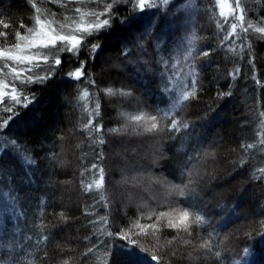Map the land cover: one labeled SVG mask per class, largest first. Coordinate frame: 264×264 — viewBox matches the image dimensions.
Returning <instances> with one entry per match:
<instances>
[{
  "label": "snow or ice",
  "instance_id": "snow-or-ice-1",
  "mask_svg": "<svg viewBox=\"0 0 264 264\" xmlns=\"http://www.w3.org/2000/svg\"><path fill=\"white\" fill-rule=\"evenodd\" d=\"M28 2L35 13L31 17L33 23L28 26L21 22L19 27L24 31L16 30L14 42L8 40L7 30L12 27L11 23L0 18V27L4 29L0 31L2 38L0 39V106L3 107L4 112L10 114L0 123V130L6 128L13 117L18 115L15 111L17 105L27 108L35 99L34 95L31 99L29 95H25V89L36 84L46 86L55 78L62 66L63 54H70L78 64L66 73L67 77L95 87L93 74L86 75L88 59H95L98 51L102 49L103 38L111 35L118 21L122 33H126L128 37H133L135 34L132 46L129 47L125 43L121 55L134 66L136 73H140L143 68L144 71L159 77L158 88L166 99V106H157L154 114L141 107L132 111L119 110L118 118L123 122L117 127L107 129V135L113 137L158 135L166 131L173 141L179 139L175 133H183L185 139L191 138L188 130L194 128V125L183 119L181 114L192 101L198 99L206 62L210 63L211 51L215 50H201L200 41L205 38L199 36L196 28L192 27L186 31L183 41L165 56L162 53L168 49L163 37L167 32L163 25L175 27L176 24L169 18L179 21L181 15L187 17L184 20L185 24L195 21L201 12L197 0H184L175 7V11L172 10L175 0H54L64 9L62 18H57L56 13L38 6L35 0ZM121 5L125 8L131 5L130 10L123 17L119 15ZM152 9L156 10L152 16L145 15ZM205 11L212 13L210 18L215 22L218 30V47L224 49L226 58L229 54L231 57L243 58L247 48V55L251 57L249 63L253 67L252 79L259 85L252 53L254 42H264V16L258 20L250 19L248 9L242 0H215L214 8L206 7ZM230 38L234 39L230 40ZM237 40L241 41L240 45L233 46L236 45ZM151 41H155L154 61L144 59L142 55L148 52ZM84 50H87L88 58L80 59V54ZM134 55H139L140 59H132ZM153 63L158 67L154 68ZM37 69L40 71L38 72ZM240 71L241 69L236 67L228 75L235 80ZM99 91L103 92L109 102L118 98L122 105L134 98L132 88L108 86ZM231 95V90L227 93H218L220 98ZM75 100V107L81 112L75 131L85 135L88 147L93 150L96 159L103 161L105 159L103 146L108 140L101 119L100 98L88 87L78 86ZM259 116L255 142L240 145L243 156H250L251 150L254 149L264 153V112H260ZM207 118L205 114L204 119ZM67 139L64 134L57 137L60 141L61 153L65 152L64 145ZM0 144H2L0 146V253L3 254L0 264H74V262L83 264V260L93 252L96 245L93 243L91 247H87L79 257L69 255L73 249L68 246L67 240L58 237L63 229L71 225L72 218L61 211L55 214V221L47 220L45 212L49 204L44 197L38 198L36 210L31 212V199L17 184L13 175L14 166L5 163L2 157L11 151L22 167L29 168L37 165V159L14 138L4 137L0 140ZM184 144L185 140H181L176 152L177 155L182 154L186 157L180 172L182 177H186V182L174 183L164 178L150 176L148 188L145 189L147 191L152 185H160L164 189L162 197L169 206L168 211L156 212L153 208L147 214L141 212L140 218L150 220L152 223L142 224L138 219L132 222L127 231L121 230L119 239L128 243L121 245L118 252L110 251L112 246L106 244L103 257L96 258L98 264H172V258L183 257L185 251L189 260H197L201 257L205 260L214 258L213 264H215L221 260L222 253L229 250L230 234L225 233L217 240L216 238L221 234L215 227L208 232L207 238H201L199 243L191 239L194 226L203 228L209 225V220L196 209L195 204L180 205L189 197L192 200L196 199L194 186L202 179L201 170L206 169L209 161L216 159L217 153L215 146L210 145L207 148L196 149L194 154H189ZM82 145L83 141L77 143L75 148L81 149ZM96 149H99L98 153ZM61 153L54 151L48 153L47 159L53 166L63 168L67 165L68 161L66 158H61ZM243 156L238 162L239 167H244L248 163ZM83 158L82 156L81 160ZM166 158L160 153L153 163L158 164L159 159ZM88 172L92 173L91 179H81V191L85 195L95 193L99 197L94 201V205L88 208L102 204L106 210H109L112 200L106 185V169L102 164L92 163L90 168L81 170L80 176L83 178ZM28 174L31 176L35 173L30 171ZM251 179L264 180V166L254 168ZM133 180L135 181V178ZM24 182L20 181V183ZM128 182V177L122 176L117 183L123 185ZM27 183L31 184L33 181L29 180ZM176 197L179 200L175 199ZM152 199L155 200L157 197L153 196ZM141 207H148L147 202ZM88 208L85 209L84 214L94 215V211H89ZM221 220L224 221L225 218L221 217ZM230 220L231 217H228V221L222 223L221 228H226ZM109 222L108 212L97 216L95 220H90L89 223L93 225V235L112 237L114 233L107 230ZM164 229L171 230L175 235H172L171 239L165 238ZM253 232L246 231L244 234L249 239L259 237L261 245L264 246V221L260 222V229H254ZM84 240L89 241L91 237L85 236ZM50 246L51 251H49ZM149 248L152 250L149 251ZM250 255V247L245 246L241 258L234 259L232 264H247L246 258Z\"/></svg>",
  "mask_w": 264,
  "mask_h": 264
},
{
  "label": "trees",
  "instance_id": "trees-1",
  "mask_svg": "<svg viewBox=\"0 0 264 264\" xmlns=\"http://www.w3.org/2000/svg\"><path fill=\"white\" fill-rule=\"evenodd\" d=\"M35 2L49 12L56 13L57 18H62L64 9L54 0H35ZM183 2L184 0H175L172 10L175 11V7ZM197 2L201 12L195 21L185 24L184 20L187 17L181 15L179 21L169 18L176 24L175 27L163 25L167 32L163 37L168 49L162 53L165 56L183 41L186 31L192 27L196 28L199 36L205 38L200 41L201 50H215L211 51L210 63L206 62L198 99L192 101L181 114L183 119L194 125V128L188 130L191 133L190 139H185L183 133H175L179 139L173 141L166 131L158 135L123 137L107 135V129L117 127L123 122L118 118L119 110L132 111L141 107L154 114L157 106H166V99L158 88L159 77L144 71L143 68L140 73H136L134 66L121 55L125 43L129 47L132 46L135 34L133 37H128L126 33H122L118 21L111 35L103 38L102 49L98 51L95 59H88L86 75L93 74L95 87L67 77L66 73L78 64L70 54H63L62 66L55 78L46 86L36 84L25 89L24 94L29 95L30 99L34 95L35 99L27 108L17 105L15 111L18 115L13 117L6 128L0 130V140L4 137L16 139L37 159V165L29 168L22 167L11 151L2 157L5 163L14 166L13 175L17 184L31 199V212L36 210L38 198L44 197L49 204L45 212L47 220L55 221V214L61 211L72 218L68 228L63 229L62 232L57 229L60 232L58 238L67 240L68 246L73 249L69 255L79 257L87 247H91L93 243L96 245L93 252L83 260V264H98L96 258L103 257L106 244L112 246L110 251L118 252L121 245L128 243L119 239L121 230L127 231L133 221L139 219L142 224L152 223L150 220L140 218L141 212L147 214L153 208L156 212L168 211L169 206L162 197L164 189L160 185H152L147 191L145 189L148 188L150 176L164 178L174 183L186 182V177L180 174L181 165L186 157L182 154L177 155L176 152L181 140H185L184 146L189 154H194L196 149L207 148L210 145L215 146L217 153L216 159L209 161L206 169L201 170L202 179L194 186L196 199L192 200L189 197L180 205L195 204L196 209L209 220V225L203 228L194 226L191 239L199 243L201 238H207L208 232L215 227L221 234L216 238L217 240L225 233L230 234L229 250L223 252L221 260L215 264H232L234 259L241 258L245 246L251 249L253 264H264V246L261 245L260 238L249 239L244 234L246 231L253 232L254 229H260V222L264 221L262 215L264 180L251 179L254 168L264 166V153L254 149L251 150L250 156H243L240 147L242 143L255 142L257 125L260 121L259 113L264 112V42H254L252 53L255 75L260 81L257 85L252 79L253 67L249 63L251 57L247 55V48L243 58L231 57L230 54L226 58L224 49L218 47V30L215 22L210 18L212 13L205 11L206 7L214 8L215 0H197ZM242 3L247 7L250 19L258 20L264 16V0H242ZM130 8L131 5H127L126 8L121 5L119 15L123 17ZM155 12L156 10L152 9L145 15L152 16ZM34 14V9L31 8L28 0H0V18L12 25L7 30L10 42H14L16 30L24 31L19 27L21 22L28 26L32 25L31 17ZM3 30L0 27V31ZM220 35L222 36V33ZM240 43L241 41L237 40L236 45L233 46ZM155 52V41H151L148 52L142 54L143 58L154 61ZM87 58V50L82 51L80 59ZM131 58L139 60L140 56L134 55ZM152 66L158 67L154 63ZM236 67L241 71L233 80L228 73ZM16 83L19 87V82ZM78 86L88 87L100 98L101 119L108 140L103 146L105 154L103 161L96 159L93 150L88 147L85 135L75 131L81 115L80 109L75 107ZM108 86L132 88L134 98L123 105L118 98L109 102L103 92L99 91ZM229 90L232 92L231 96L223 98L218 96V93H227ZM205 114L207 119H204ZM8 115L10 114L4 112L3 107L0 106V123L7 119ZM61 134L68 137L63 153H61L60 141L57 140ZM81 141H83L82 148L76 149L75 145ZM53 151L61 153V158L67 159L68 163L65 167L53 166L47 159L48 153ZM95 151L98 153L99 149ZM160 153L167 158L159 159L158 164H154V159H158ZM82 156L83 160H81ZM242 156L248 160V163L244 167H239L238 162ZM92 163L102 164L106 169V185L112 200L109 210H106L102 204L88 208L94 205V201L99 197L95 193L85 195L81 191V179L90 180L92 173L88 172L82 178L80 172L82 169L90 168ZM30 171L35 174L30 176L28 174ZM122 176L128 177L127 184L117 183ZM21 180L25 182L20 183ZM29 180L33 183H27ZM153 196L157 199H152ZM175 199L179 200L178 197ZM145 202L148 207H141ZM86 208L94 211L95 214L85 215ZM106 212L109 213L110 221L107 230L114 235L112 237L93 235V225L89 221L105 215ZM221 217L225 220L222 221ZM228 217H231V220L227 227L221 228V224L228 221ZM172 235L175 233L164 229L165 238L171 239ZM85 236H90L91 240H84ZM52 243L54 244L55 241ZM151 250L149 248V251ZM186 257L187 251L183 253V257L172 258V264H213L214 261V258L205 260L201 257L197 260H189ZM0 258H3L2 253Z\"/></svg>",
  "mask_w": 264,
  "mask_h": 264
},
{
  "label": "rangeland",
  "instance_id": "rangeland-1",
  "mask_svg": "<svg viewBox=\"0 0 264 264\" xmlns=\"http://www.w3.org/2000/svg\"><path fill=\"white\" fill-rule=\"evenodd\" d=\"M246 259H247V264H253V262H254V259H253V257H252V256H250V257H247Z\"/></svg>",
  "mask_w": 264,
  "mask_h": 264
}]
</instances>
